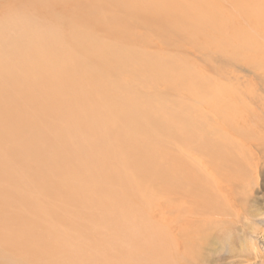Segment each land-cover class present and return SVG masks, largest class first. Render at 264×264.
Listing matches in <instances>:
<instances>
[{
    "label": "bare ground",
    "instance_id": "6f19581e",
    "mask_svg": "<svg viewBox=\"0 0 264 264\" xmlns=\"http://www.w3.org/2000/svg\"><path fill=\"white\" fill-rule=\"evenodd\" d=\"M263 23L264 0H0V264L153 263L173 240L129 227L140 199H157L158 222L169 216L185 243L209 237L227 197L247 189V158L223 153L233 129L217 109L201 124L181 114L188 98L157 93L181 86L183 66L165 54L217 53L232 27L238 62L221 63L240 70ZM212 89L191 98L217 102Z\"/></svg>",
    "mask_w": 264,
    "mask_h": 264
},
{
    "label": "rangeland",
    "instance_id": "374dc122",
    "mask_svg": "<svg viewBox=\"0 0 264 264\" xmlns=\"http://www.w3.org/2000/svg\"><path fill=\"white\" fill-rule=\"evenodd\" d=\"M202 18L203 16H200L197 21L203 23L204 21ZM173 34H176V32H173ZM168 36L171 37L172 32ZM222 36L225 38L223 40H226V45H223L224 47L217 53L206 52L200 55V57L198 56V58L190 53H188V55L185 53L179 54L173 48V51H169L168 55L165 54L167 58L169 56L174 59L179 58V65L183 67L180 72L176 71L174 79H176L181 86H175L172 89L161 87L157 90V93L168 101L169 104H173L174 101H181L180 97L188 98L186 103L189 104L191 108H187L186 111L180 110L181 114L184 117L182 112L188 114L190 112V115L196 117L201 124L207 122L214 125V122L208 118V110L211 112L217 109L216 114L222 113L221 116L219 115V122L222 123L221 125L233 129L232 132L228 133L229 136L227 135L228 140L233 142L229 144L223 143V153H231L232 156H236L240 153L241 155L242 153L246 155L247 159L242 162L247 165L243 163L244 171L248 174H246L247 177L244 179V182L247 181L245 182L247 189L240 190L241 192L236 196L227 197L228 195L221 193L219 197H216L219 199H223V197L225 199L227 197L228 199L225 203L220 200L217 202L218 204H224L223 211L221 210V215H219L222 221L217 222V225L214 224L211 226V230L208 229L207 234L209 237H205L206 239L201 237L197 240H193L191 243H185L182 239L183 235L173 230L175 224L171 222L169 216H167L163 222H158L157 199H153L152 205H150V203L146 205V203L140 199L137 204L134 205L138 213L133 215V218H130L133 222L129 227L133 228L140 224H144L146 227V223H148L149 229L155 227L156 230L154 232H157L158 229V232L169 234L171 240H173L172 244L163 246L167 254H162V257H157V253L154 255L152 254V263L148 262V260L141 259L138 255L128 253L124 256L114 257L112 259L108 257L104 259L105 264H156L157 261H160L159 264H264V155H261L264 154L263 37L257 36L255 40L257 42H254L258 45H263L262 49L254 47L255 53L252 57L248 59L239 58L241 59L240 62H242L240 70H237L236 67H231L229 72L228 66L221 63V61L228 58L230 62H233V66L234 63L238 62L236 60L239 56L235 46L230 48L232 44L236 43L234 29L229 27L227 33ZM172 38H174V36H172ZM228 38L230 40H228ZM161 45V48H163L164 44L162 43ZM153 51L158 54H162L163 52V50L158 48L153 49ZM194 60H196L197 64ZM185 66L190 68L185 69ZM257 73L259 77L261 76L260 82H249L251 78H256L255 76ZM208 82H210L209 86L207 85ZM212 87V92L218 97L216 99L217 102L214 101V103L206 104L201 102L204 101L203 99L197 101L191 98L192 95L195 96L201 89L207 90L209 88L208 92H210ZM204 90H201V92L206 94L207 92ZM207 94L204 98L208 99ZM184 101L185 99L183 98L181 101L182 107H186L183 103ZM203 104L205 107L204 111L201 110L199 106ZM225 104L227 106L223 109L222 105ZM174 109H177L176 106ZM200 111L202 112L199 114ZM214 114L215 113L210 115V117H213ZM254 127L256 128L254 129ZM239 146L242 152L238 150ZM251 153L256 154L254 160L250 157ZM256 160L258 161L257 163ZM238 161L239 159L237 162ZM252 169H254V172ZM144 187L147 188V186ZM144 191L145 190L142 189V192ZM240 200L242 202H239ZM112 204L115 210L117 206L118 210L121 212L125 210L127 205L123 198L112 202ZM2 229H5V219L0 217V232ZM155 234L160 235V233ZM242 236L244 237L242 238ZM173 242L175 243L173 244ZM144 256L149 255L144 254ZM76 263L77 262L71 264Z\"/></svg>",
    "mask_w": 264,
    "mask_h": 264
}]
</instances>
